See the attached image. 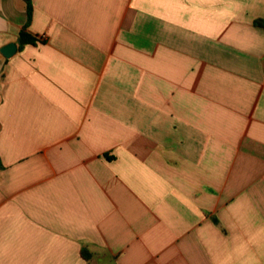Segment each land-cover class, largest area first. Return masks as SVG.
I'll list each match as a JSON object with an SVG mask.
<instances>
[{
  "label": "crops",
  "instance_id": "crops-1",
  "mask_svg": "<svg viewBox=\"0 0 264 264\" xmlns=\"http://www.w3.org/2000/svg\"><path fill=\"white\" fill-rule=\"evenodd\" d=\"M256 20L264 0H0V264H264Z\"/></svg>",
  "mask_w": 264,
  "mask_h": 264
},
{
  "label": "trees",
  "instance_id": "trees-1",
  "mask_svg": "<svg viewBox=\"0 0 264 264\" xmlns=\"http://www.w3.org/2000/svg\"><path fill=\"white\" fill-rule=\"evenodd\" d=\"M255 24L260 27H264V20H256ZM20 40L22 44H27V43H34L36 38L33 37L31 34L27 33V31H23L20 35ZM83 255L86 258H90V253L87 252L86 250L83 251Z\"/></svg>",
  "mask_w": 264,
  "mask_h": 264
},
{
  "label": "water",
  "instance_id": "water-1",
  "mask_svg": "<svg viewBox=\"0 0 264 264\" xmlns=\"http://www.w3.org/2000/svg\"><path fill=\"white\" fill-rule=\"evenodd\" d=\"M17 51V44L16 43H12L8 46H6L2 52L4 53V55L8 58H10L11 56L14 55V53Z\"/></svg>",
  "mask_w": 264,
  "mask_h": 264
}]
</instances>
